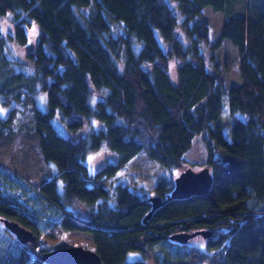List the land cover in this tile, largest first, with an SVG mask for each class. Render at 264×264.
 <instances>
[{
    "label": "trees",
    "instance_id": "16d2710c",
    "mask_svg": "<svg viewBox=\"0 0 264 264\" xmlns=\"http://www.w3.org/2000/svg\"><path fill=\"white\" fill-rule=\"evenodd\" d=\"M175 1L184 19L169 0H0V19L14 20L12 30L0 27V103L31 97L43 156L58 164L56 176L39 187L45 204L64 216L65 229L92 234L104 264H147L127 260L134 250L160 264L151 244L177 245L171 235L201 229L216 232L208 249L226 248L222 264H264V10L248 8L223 21L218 44L229 40L237 46L243 80L225 89L200 50L210 26L192 19L207 6L226 11L228 0ZM34 20L38 34L32 32ZM11 41L26 49L34 72L14 68L6 50ZM40 88L48 93L49 110L37 105ZM225 94L230 113L242 115L231 127V140L218 124ZM58 113L68 134L56 124ZM94 118L106 127L81 134ZM7 124L0 114L2 136ZM197 137L214 174L209 193L170 199L148 222L143 219L152 208L146 198L120 184L113 204L111 189L96 183L142 151L168 169L183 170ZM105 144L121 161L91 175L84 160ZM157 190L165 198L172 191ZM34 211L0 184V213L35 238L20 242L13 264H48L42 256L32 259L51 223Z\"/></svg>",
    "mask_w": 264,
    "mask_h": 264
},
{
    "label": "rangeland",
    "instance_id": "374dc122",
    "mask_svg": "<svg viewBox=\"0 0 264 264\" xmlns=\"http://www.w3.org/2000/svg\"><path fill=\"white\" fill-rule=\"evenodd\" d=\"M172 6L179 14H182L179 4L175 0H169ZM259 9L264 10V0H228L226 11L216 12L211 6L204 9V14L192 19V23L205 21L210 26L209 41L199 43L200 50L205 58V64L211 71L219 73L223 79V88L228 89L232 84L242 83L239 66V50L237 46L229 40H224L220 44L223 21L226 17L244 12L245 10ZM0 27L4 32L14 28V20L11 16L0 19ZM39 24L33 21L32 32L38 34ZM159 39L162 37L159 30L156 31ZM180 32H183L179 30ZM184 33V32H183ZM185 36V34L183 35ZM7 54L15 59L14 68L26 72H34L35 68L32 62L26 56V49L17 42H8ZM176 63L171 62V73L176 78ZM37 105L43 110H49L48 93L40 88L38 90ZM37 95V94H36ZM7 99L8 97H4ZM11 101L10 104L0 103V114L7 120L9 131L2 136L0 134V184L5 187L8 194L22 200L30 208L35 210L40 218L47 215L45 222H51L46 227V233L40 236L38 245L34 251L36 257H41L43 251L56 250L74 245H84L91 249H96L92 234L78 230H68L62 225V214L54 213L45 204L46 200L40 192L42 181L50 179L58 173V164L56 162L48 163L41 151L39 136L35 130L34 105L30 96L23 95V101ZM96 99H94V104ZM15 108L12 112L11 110ZM242 115H232L227 105V95L224 96V104L221 110V117L218 124L223 126L225 136L231 140L233 138L231 127L236 119ZM57 126L64 134L68 130L63 125L60 114H57ZM106 124L93 119L87 123L80 131L81 134L88 136L92 131L105 128ZM188 167L194 170L204 168L207 159V149L200 137L194 141L192 149L186 154ZM121 161V155L108 144L101 149L90 152L84 162L87 165L91 175L99 173L110 164H118ZM52 163V164H51ZM54 164V165H53ZM183 169V170H185ZM183 170H171L161 163L150 159L144 151L140 152L130 160L120 171L112 176L100 178L97 184H103L111 189L110 202L114 204V193L116 186L120 184L128 185L133 191L148 199L151 196L161 194L158 188L174 189L175 179ZM10 173L15 180L7 179L4 173ZM4 174V175H2ZM56 181L61 191H64V179L57 176ZM172 192V191H171ZM170 192V193H171ZM163 197V196H162ZM165 198V197H163ZM45 200V201H44ZM65 215V213H64ZM57 219V222L55 223ZM10 220L9 215L0 213V264H13L17 261L21 253V244L15 234L8 232L4 223ZM204 237L198 235L194 237L188 245L172 241L173 246H166L162 243L151 244L150 247L159 255L160 264H222L226 248L208 249L203 242ZM142 259L147 264H154L155 257H147L142 251L134 250L129 252L128 261Z\"/></svg>",
    "mask_w": 264,
    "mask_h": 264
},
{
    "label": "water",
    "instance_id": "95a60500",
    "mask_svg": "<svg viewBox=\"0 0 264 264\" xmlns=\"http://www.w3.org/2000/svg\"><path fill=\"white\" fill-rule=\"evenodd\" d=\"M214 181V174L209 166L201 170L191 167L181 171L175 179L174 189L166 198L160 195L151 196L147 199L151 203V211L144 217L148 222L153 213L170 199H185L192 196H201L209 193ZM6 227L16 235L21 243L35 241L31 230L25 228L15 221H7ZM213 230L201 229L193 232H179L170 236L171 240L187 244L194 237L201 235L205 238L213 237ZM42 260L48 264H104L101 255L96 249L84 245H74L56 250L45 251Z\"/></svg>",
    "mask_w": 264,
    "mask_h": 264
},
{
    "label": "flooded vegetation",
    "instance_id": "af4514ba",
    "mask_svg": "<svg viewBox=\"0 0 264 264\" xmlns=\"http://www.w3.org/2000/svg\"><path fill=\"white\" fill-rule=\"evenodd\" d=\"M216 234V232L214 231V233H213V238H214V235ZM212 237H210V238H205L204 237V240H202L203 242H205L204 244L206 245L207 244V242L211 239ZM192 240V239H191ZM190 240V241H191ZM190 241H189V243H190ZM189 243H187V244H185V245H188Z\"/></svg>",
    "mask_w": 264,
    "mask_h": 264
},
{
    "label": "built area",
    "instance_id": "2783aa9c",
    "mask_svg": "<svg viewBox=\"0 0 264 264\" xmlns=\"http://www.w3.org/2000/svg\"><path fill=\"white\" fill-rule=\"evenodd\" d=\"M35 258H37L35 255H32V259H35Z\"/></svg>",
    "mask_w": 264,
    "mask_h": 264
},
{
    "label": "crops",
    "instance_id": "0c3cea01",
    "mask_svg": "<svg viewBox=\"0 0 264 264\" xmlns=\"http://www.w3.org/2000/svg\"><path fill=\"white\" fill-rule=\"evenodd\" d=\"M48 163H50V162H48ZM52 164V163H51ZM54 165V164H53ZM51 179V178H50ZM22 201V200H21ZM8 232H10L9 230H7Z\"/></svg>",
    "mask_w": 264,
    "mask_h": 264
}]
</instances>
